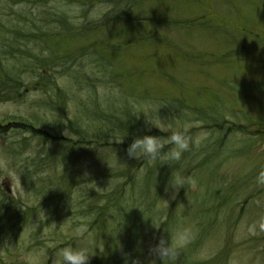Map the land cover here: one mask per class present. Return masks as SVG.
<instances>
[{"label":"rangeland","instance_id":"rangeland-1","mask_svg":"<svg viewBox=\"0 0 264 264\" xmlns=\"http://www.w3.org/2000/svg\"><path fill=\"white\" fill-rule=\"evenodd\" d=\"M169 1L162 8L167 11V15L164 21L159 23L157 35L141 34L136 25L144 20L139 18L138 14H133L131 33L141 35L140 43L119 44L113 50H110L108 45L101 49L90 47L97 56V61L85 67L58 63L57 67H52L49 107H44L42 103L40 110L19 106L22 107L19 113L26 117L36 113L33 118L35 121H30L34 123L35 130L39 126H43V130H40L42 132L38 136L29 135L25 128V131L18 130L11 133L15 141L9 137L10 133L6 132L2 141L9 142L6 148L10 152L7 156L9 160H14V168L18 172H24L19 168V162L25 152L34 148L35 152L40 154V159L36 162H42V167L33 166L30 170L39 171L40 174L34 177L40 179V183H44L46 187L38 193L35 190L30 191L29 184L21 183V191L16 192V195L25 200V205L13 206L21 207L26 212L20 215L17 212L5 211L4 214L11 220L5 225H28L26 216L35 211L36 220L44 221L52 229L59 226L62 235L72 237L81 235L80 232L74 231L75 224L72 219L88 223L91 222L92 216L87 215L86 208L96 207L101 211L104 209V223H101L98 237L90 233L79 240L84 241L90 248L92 255L88 264H125L126 257L139 258L142 264H152L155 258L150 254V249L158 243L159 238L167 237L161 221L166 219L165 214L171 210V213L175 214L172 218L173 224L190 225L198 233L196 240L181 253L178 264H187V259L189 264H264V179H261V174L264 173V57L253 54H259L257 51L264 49V30L254 36L247 28L238 31L242 23L237 22L245 21L243 26L248 27L251 21L249 11L254 5L250 0H190L192 10L190 7L186 8L183 0H175L179 3L173 11L169 8ZM48 2L52 5V12H57L59 18L68 8L75 15L67 18L62 16L69 21L62 22L64 28L60 27L65 40L71 33H81L78 25L83 26V22L76 18L80 14L77 5L65 4V7H61L59 0ZM28 6L30 7L27 10ZM8 7L10 13L14 8L15 15L9 16L6 8L0 10V37L12 38L16 43L22 44L25 41L28 42V47H34L32 38L22 32L32 33L27 25L33 26L35 22L41 32L42 25L37 21L38 18L42 20L45 17L44 13H39L41 4L29 5L27 0H10ZM89 9L91 12L87 17L100 18L109 10V6L95 3L86 10ZM206 11L210 14L212 11L220 12L221 15L217 18L223 22L220 27L223 32L218 34L220 37L215 35L212 27L215 18L212 19V15H209L207 19ZM236 11L245 16H236ZM28 12L29 18H26ZM52 16L56 20L55 15ZM207 20L211 27L210 32L204 33L193 28L191 34H182L184 28H191L192 25L202 24ZM253 23H260L264 28V21L254 18ZM241 31L242 35L239 36ZM14 32L20 34L15 38L10 37ZM236 35L238 40L233 37ZM216 39L220 43H226L222 47L215 42ZM229 39L234 43L227 42ZM100 40L101 35H98L95 41ZM211 43L217 49L212 48ZM75 45L88 47L86 42H77ZM66 48L73 46L67 45ZM179 48L185 50L180 58L172 59V55L167 57L170 53L180 51ZM98 50L100 52H97ZM106 50H110L109 57L104 54ZM82 51L77 50L79 53ZM111 51L118 53V56H114ZM141 53L143 57L149 58V62L141 58ZM193 55H196L195 61H192ZM216 56L223 58L214 61ZM198 57H204L211 62L200 63ZM8 61L0 66V72L4 70L10 75L15 64H22V60L10 64ZM252 64L262 65V69L245 68ZM58 69L63 72L58 73ZM125 70L135 73L139 78L131 80L123 77ZM83 78L91 79L95 85L87 88L88 81L82 80ZM9 82L13 90L14 84ZM117 90L121 95L119 98L125 99L127 104L135 94L149 95L147 99L150 101H145L146 105H138L144 115L151 118L154 113H158L167 124L186 127L190 136L200 138L199 147L184 153L182 161L173 162L172 166L145 163L136 167L135 171L132 163H138L140 160L128 157L127 150H112V146L118 141L107 136L110 117L103 114L102 118L99 117L95 113L97 110L92 107L94 99L97 103L99 101L106 104V97L117 95ZM44 98L40 93L36 99L41 102ZM140 99L143 98L135 102H144ZM12 107L11 104L0 105V111L5 113L15 110ZM177 107L181 111H175ZM116 112L121 115V108ZM100 118L103 120L100 121ZM54 129L74 138L80 136L81 141H98L101 145L95 142L89 147L82 145L81 148H72L68 143L59 140L58 134L54 140L41 137L45 131L55 133ZM64 133L61 134L65 136ZM144 135L146 134L142 133L138 136ZM123 136L120 135L119 139H124ZM19 140L27 143H18ZM43 143H46V146ZM19 148L25 151L19 152L17 156L15 150ZM70 151L76 156L83 154L84 161L79 159V163L75 165L66 163L64 159L74 157L68 156ZM91 151L94 152L93 156ZM98 159L100 165L94 169ZM5 163L4 160L3 171L4 175H8L9 167ZM202 166H205V169L201 170ZM88 167L91 170H88ZM173 169H182L185 177L195 181L194 184H188V188H182L185 191L181 194L175 192L169 186V180H166L165 173H172ZM119 170H124L123 174ZM219 172L226 175L224 179L216 177ZM23 175V179L27 178ZM70 175L71 179L79 180L73 182L69 189L63 188L64 181ZM171 175L168 177L171 178ZM156 176L165 178V184L161 187L162 193L157 188L158 185L156 186ZM202 179L204 184L199 185ZM8 180L20 189L17 177L13 180L8 177ZM73 188H76V195L73 192L70 194ZM46 191L49 193H45ZM220 193L226 201L218 206L212 202L213 199L209 195ZM67 195L70 197L66 202L68 210L65 207L60 208L59 202L67 198ZM173 195L175 199L172 198ZM29 198H32V202L35 201V205L28 206L32 204ZM221 198L214 200L222 202ZM246 198L248 200L244 202ZM71 199L73 207L77 204L76 208L69 209L72 208ZM194 202L202 205L196 208ZM206 204H211V210L199 216L207 210ZM75 210L79 214L72 217L71 212ZM55 214L57 217H54ZM151 219L161 227L156 228ZM205 219L208 221L207 227L198 226V221ZM141 225L145 226L144 232L140 231ZM11 230L6 227L4 229L3 242L0 243L2 256L5 249H8V256L12 258L17 254L13 251L19 252V257L12 259V264L46 262L44 255L52 250L51 244L46 241L48 234L34 236L32 229L29 235L26 227L18 239L9 233ZM65 241L67 238H62L58 243ZM5 260L1 258L2 262ZM156 264H159L158 260Z\"/></svg>","mask_w":264,"mask_h":264},{"label":"bare ground","instance_id":"bare-ground-1","mask_svg":"<svg viewBox=\"0 0 264 264\" xmlns=\"http://www.w3.org/2000/svg\"><path fill=\"white\" fill-rule=\"evenodd\" d=\"M117 3L124 8L125 10H128L132 1L133 0H116ZM250 2L254 5V8H256V11H260L263 7V3L264 0H250ZM184 5L186 6V8H189L190 6H192V3H190V0H183ZM191 8V7H190ZM193 8V7H192ZM192 8L190 10H192ZM91 12V9L88 10V13ZM94 18V17H93ZM93 18H87V24L90 25V22L93 20ZM213 19V18H212ZM215 20L213 19V22ZM261 21H264V17L261 19ZM223 22L218 21L214 23V25L212 27L215 28H220L222 27ZM203 31L204 33H207L210 31V24L209 21L207 20L204 23V27ZM262 26L259 24H256V26H253V28L250 30L252 32V34H258L261 32L262 30ZM92 30H89V33H91ZM63 36H60V38L62 39ZM141 35L138 33H134L131 35L130 37V41L129 42H133L134 44L138 43L140 40ZM236 37L238 40L237 35L233 36ZM109 39L111 41H115L117 39V36L115 34H110L109 35ZM141 42V41H140ZM139 42V43H140ZM234 43V41H232ZM180 49V48H179ZM24 51L27 55V60H22V64H15L14 67H12L11 71H10V75L20 81V84L23 85L25 88L29 87L30 85L34 84L35 86L39 87L40 93H42L45 98H50L51 97V92L49 89V80L41 78V70L46 68H50L48 66H39L40 63L44 62V61H48L50 59L53 58H66L69 55L75 53V50L73 48H66L64 50H56L53 47H46V48H42V47H25ZM184 48H181L180 51H177L175 53H170L167 57L172 55V59H177L180 58L182 56V54L184 53ZM88 56V55H86ZM33 62V63H31ZM85 67V66H83ZM91 70V69H90ZM90 74H92V72H90ZM124 76L126 78H130L132 79H137L139 77H137V75L133 72H129L128 70L124 71ZM127 75V76H126ZM132 76V77H130ZM86 79L88 81V86L87 88H90L92 86H94V82L89 79V78H83L82 80ZM125 85H127V83H125ZM16 95L19 98H23L22 96V89L18 88L16 89ZM120 94H117L115 96H107V102L106 104L104 102H100L95 101L94 99V106L93 109H96L97 111H95V113L102 118V116L104 115H108V117H110V121L108 120V127H107V136H111L110 138H112L114 141H118L116 142V144L114 145V147L112 146V150H118V149H123V150H127L128 146L133 142V140L139 135V134H146V135H154V136H161V137H167L168 135H170V133H164L162 130L149 125L148 122V118L146 115H144V111L139 109L138 105H146L145 101H150V99H147L149 95L142 93L141 96L137 97L136 99H132L128 104L125 103V99L121 100L118 96ZM64 97V95H63ZM139 98H143L140 100H144V102H139L138 104L135 101H138ZM90 101V99H89ZM91 105V104H90ZM121 108V115H119L116 110ZM175 111L179 112L181 111L180 108L177 107V109H174ZM100 113H99V112ZM103 114V115H102ZM168 115H170L169 113H166ZM99 119L100 121H102L103 119ZM215 124V123H214ZM216 125V124H215ZM106 134V133H105ZM120 135H124V139H119ZM122 140V141H120ZM109 150V149H108ZM107 150V152H108ZM144 163V161H139L138 163H136V161H134L132 163V165L134 166V169L136 171V167H138L139 165H142ZM100 165L99 163V159L96 160V164L94 166V169L96 167H98ZM201 170L205 169V166H202L200 168ZM121 172V174H123L124 170H119ZM166 176V180H170V176L172 173H165ZM186 175H189V173H186ZM226 175H224L223 173H220L216 176V177H223L222 179L225 178ZM195 178H196V174H195ZM212 178V177H210ZM156 186L158 185V189L160 190V193L163 185L165 184V178H162V176H156ZM203 179L200 181L199 185H203ZM186 188H188V184L185 185ZM184 188V189H186ZM185 190H182V188L179 190L178 194H181V192H183ZM48 191H46L45 193H47ZM49 193V192H48ZM222 193L218 194V195H209L210 198H212V202L215 205H221L222 203H225V197L223 195H221ZM222 197V198H221ZM215 198H221L222 202L219 200H214ZM248 200V198L245 199L244 202H246ZM195 205L194 207H198V205H202V203L199 202H194ZM211 205V204H210ZM209 204H206L205 206H207V210L203 213H200L199 216L201 214H205L207 212H209L211 210V206ZM215 205H213V207H216ZM140 208V207H139ZM172 211L169 210V213H166V219L161 221V226L164 228L163 230H165V234L167 235V230L169 229V227L171 225H173V219L175 214L171 213ZM208 219V218H207ZM203 224L207 227L208 225V221L205 219L202 221ZM73 224H75L74 226V231H77V228L80 226H85V223L83 220L77 219ZM159 225V227H161ZM145 226L141 225L140 227V231L144 232ZM32 227L30 226L28 228V232L30 234ZM30 247V246H29ZM9 250L5 249V254H3L4 259H6L8 262L12 261V257L9 258ZM46 258L48 259H52V257L50 256V254L48 252L45 253L44 255ZM190 258V257H188ZM187 264H189V259L186 260Z\"/></svg>","mask_w":264,"mask_h":264},{"label":"clouds","instance_id":"clouds-1","mask_svg":"<svg viewBox=\"0 0 264 264\" xmlns=\"http://www.w3.org/2000/svg\"><path fill=\"white\" fill-rule=\"evenodd\" d=\"M115 94H118V90ZM147 118L152 126L164 132H169L170 135L167 137L137 136L127 148L128 157L144 161L148 165L168 164L172 166L173 162L179 163L182 161L184 153L191 151L194 147H199L200 138L190 136L186 127L180 124H167L158 113H154L151 118L147 116ZM26 155L31 154L26 153ZM7 170L9 173L7 177H11L12 180L20 176L22 172L18 173L10 167ZM261 179H264V173L261 174ZM194 183L195 181L192 178L183 175L182 169H173L169 186L175 192H179L187 184ZM110 184L111 180L108 187ZM172 198L175 199V195ZM70 203L73 209L72 199ZM152 222L156 228H159L153 220ZM77 231L83 234L87 232V227H78ZM166 232L167 237L159 238L158 243L150 249V254L155 258L152 264H156L157 260L159 264H178L181 253L196 240L198 234L192 226L179 223L171 225ZM91 255L90 248L84 241H80L77 245L68 244L59 248L55 253L52 264H88ZM125 264H142V262L139 258L126 257Z\"/></svg>","mask_w":264,"mask_h":264},{"label":"trees","instance_id":"trees-1","mask_svg":"<svg viewBox=\"0 0 264 264\" xmlns=\"http://www.w3.org/2000/svg\"><path fill=\"white\" fill-rule=\"evenodd\" d=\"M111 1V3L114 5V6H116V7H119L120 5L117 3V1L116 0H110ZM253 26H256L255 24H252V27ZM32 27V26H31ZM0 36H1V34H0ZM3 40V39H2ZM2 40L0 41V43L2 42ZM2 44V43H1ZM2 72H3V70H2ZM3 76H5L6 78H7V75L5 74V73H3ZM5 85H7V82H5Z\"/></svg>","mask_w":264,"mask_h":264}]
</instances>
